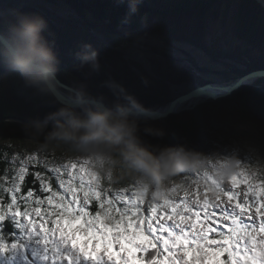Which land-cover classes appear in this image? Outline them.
Wrapping results in <instances>:
<instances>
[{"label": "rangeland", "instance_id": "1", "mask_svg": "<svg viewBox=\"0 0 264 264\" xmlns=\"http://www.w3.org/2000/svg\"><path fill=\"white\" fill-rule=\"evenodd\" d=\"M75 6L65 0H0V19L14 17L15 22L11 27L14 31L0 25V32L17 49L23 44L19 36L22 21H42L39 43L52 56L45 63L61 72L66 85L85 98L104 102L113 111L130 108L127 99L121 96L127 89L117 85L95 89L91 82H84L69 67L76 65L74 60L69 58L63 62V58L73 55L71 51L101 49L121 55L127 64L120 65L118 74L123 76L131 72L133 77L148 79L172 99L209 83L235 81L249 64L256 63L251 59L263 57L261 64L264 63V49L252 50L235 36L232 17L236 6L232 2L224 5L227 20L220 18L210 24L207 46L212 55L144 31L120 29L117 33H109L104 22L92 11L82 12L79 5ZM23 11L26 13L20 15ZM87 20L97 29L89 26ZM0 50L3 49L0 47ZM251 86L264 87V79ZM7 91L11 94L8 85ZM71 110L84 119L86 126L97 122L98 116L91 112L82 116L76 109ZM210 123L215 129H205L211 141L204 147L199 165L205 182L194 183L182 178L172 182L171 189L178 191L176 194L166 199L161 193L155 197L157 203L168 210L176 207L188 210L182 217L158 214L160 219L153 218L157 225L155 233L167 252L161 264H209L218 249L225 247L221 239L212 240L209 236L229 231V238L234 242H227V250L233 255V258L230 255V264H264L263 130L253 120L238 117H214ZM16 132L14 129L0 132V146L8 150L19 177L15 184H20L28 165L42 164L57 177L74 210L85 212L90 205L88 193H97L96 186L101 185L102 178L112 176L114 152L99 145H84L79 152L73 153L58 143L48 145L35 139H18ZM65 174L70 179H65ZM137 183L143 184L141 177L137 178ZM18 188L13 190L17 192ZM136 200L138 197L133 195L129 202ZM38 214L34 211L24 215V240L1 246L0 264H31L30 256H34L38 264H122L120 258L136 264L134 252L149 250V245L152 248L154 245L141 231V223L133 228L127 218L112 229L102 218L84 227L73 214L62 213L52 217L50 226L45 219L34 221ZM117 245L119 252H115ZM110 250L116 259H112ZM186 251L191 259L186 257Z\"/></svg>", "mask_w": 264, "mask_h": 264}, {"label": "trees", "instance_id": "2", "mask_svg": "<svg viewBox=\"0 0 264 264\" xmlns=\"http://www.w3.org/2000/svg\"><path fill=\"white\" fill-rule=\"evenodd\" d=\"M65 1L74 6L79 5L82 12L92 11L98 20L104 22V27L109 33H117L120 29L144 31L172 42L191 45L208 55H212L207 46L210 24L220 18L227 20L228 14L224 5L226 2H232L236 6L232 17L235 36L246 42L252 50L264 49V8L257 0ZM23 13L26 11L19 14ZM0 25L11 32L14 31L11 28L15 25L14 17L0 19ZM71 52L73 59L67 56L63 58V62H67L69 58L74 60L76 65L70 64L69 67L75 74L84 82H91L89 84L94 85L95 89L112 85L127 89L121 96L127 99L128 107L153 110L166 106L172 100L148 79L133 77L131 72L123 76L118 74L120 65L126 63L121 55L101 49L92 52ZM262 58L255 61L251 59L256 63L249 64L248 69L240 76L253 70L264 69ZM55 72L63 82L66 81L60 71ZM41 84V87H38L28 83V79L13 71L0 57V120L13 117L31 123L62 121L77 127L86 126L82 117L62 105L46 86ZM7 85L11 94L7 91ZM214 117L251 119L262 128L264 135V87L245 86L230 97L201 104L191 111L174 114L162 120H107L98 127L83 132L62 126L28 127L18 122H0V132L4 129H14L21 140L35 139L48 145L58 143L73 153L79 152L84 145H99L114 152L112 176L106 178L103 174L101 185L96 186L98 192L88 193L91 210L88 207L82 213L74 210L64 191L54 190L53 185L58 179L52 171L49 170L51 175L45 172L48 167L42 164L32 165L30 173L27 170L20 184H15L19 179L16 169L10 161L6 147L0 146V247L15 245L24 240V215L34 211L39 213L34 221L45 219L50 226L58 213L73 214L84 227L96 218H102L114 229L127 218L126 221L131 222L133 228L140 222L141 231L154 243V251L139 250L142 255L139 258L134 256L136 264H161L167 252L155 233L157 225L152 220L155 217L160 219L158 214L169 215L171 218L182 217L188 210L178 207L168 210L158 204L155 197L161 193L166 199L176 194L178 191L171 189L172 182H178L182 178L194 183L205 182L199 165L203 160H200L203 149L211 141L205 129H215L210 123ZM104 172L106 173L105 170ZM140 177L143 184L138 185L137 178ZM21 185L26 191V196H17ZM33 187L40 194H51L41 199L39 194L32 191ZM16 188L17 192L13 190ZM215 189L212 190L217 191ZM133 195L138 197V200L131 203L129 199ZM15 213L21 216H16ZM239 219L242 217L239 216ZM230 235V231L215 232L211 239H221V242L225 243L232 240ZM231 244H234L233 240ZM214 247L218 248L216 245ZM230 255L233 258L229 252V264ZM144 256H147V261ZM119 260L122 264H132L122 258ZM30 263L38 264L34 256H30Z\"/></svg>", "mask_w": 264, "mask_h": 264}, {"label": "water", "instance_id": "3", "mask_svg": "<svg viewBox=\"0 0 264 264\" xmlns=\"http://www.w3.org/2000/svg\"><path fill=\"white\" fill-rule=\"evenodd\" d=\"M257 2L264 8V3L261 0ZM89 26L93 29H97V26L86 21ZM96 27V28H95ZM0 47L1 49L15 51L17 50L15 46L10 42V40L0 32ZM28 79L27 77L23 76ZM264 79V69H258L250 71L242 76H239L235 81L228 83H209L200 87H197L186 94H183L175 99H172L166 106L159 109H141L136 107L125 108L119 111L113 112L104 102L95 99H88L83 97V95L66 85L53 71L51 73L50 83L44 84L46 89L54 95V97L64 106L75 110L76 107L83 105H91L95 109L100 111L97 118V122L93 125H88L85 127H77L70 125L61 121H51L45 124L31 123L18 118H5L0 120V122L10 121L18 122L20 124L26 125L28 127H38L44 125H60L73 131L83 132L89 129L98 127L103 121H113L122 119H136L144 121H157L166 119L171 115L179 114L185 111H191L201 104L207 102H216L220 99H224L232 96L235 92L240 90L245 86H251L253 82ZM68 92L75 94L77 98H70L71 95Z\"/></svg>", "mask_w": 264, "mask_h": 264}, {"label": "clouds", "instance_id": "4", "mask_svg": "<svg viewBox=\"0 0 264 264\" xmlns=\"http://www.w3.org/2000/svg\"><path fill=\"white\" fill-rule=\"evenodd\" d=\"M42 27V21H22L19 36L23 44L15 51L7 49L0 51V57L8 67L27 77L28 83L35 85L50 83L51 73L54 71L50 64L44 63L50 61L52 56L39 43Z\"/></svg>", "mask_w": 264, "mask_h": 264}, {"label": "snow or ice", "instance_id": "5", "mask_svg": "<svg viewBox=\"0 0 264 264\" xmlns=\"http://www.w3.org/2000/svg\"><path fill=\"white\" fill-rule=\"evenodd\" d=\"M31 167H32V165H28L29 173H30V168ZM45 172H47L49 175H51L49 169H45ZM26 178H27V176H25V180H26ZM64 178L65 179H70V177H68L67 174H65ZM34 179H35V177H34ZM53 188L56 191H61V192L63 191L62 189H60L58 181L55 183V185H53ZM32 191L34 193L39 194L41 199H43L44 196H47V195L51 194V193H42V194H40V193H38V190L36 188H34V187L32 188ZM21 195H25L26 196V191L23 188V185H21L20 193H17V196H21ZM109 195H111V193H109ZM19 202L20 201L18 200V203ZM88 207L91 210V205H89ZM21 211H23V205L21 207ZM145 214L147 215V210L145 211ZM209 239H211V236H209ZM157 247H158V245H157ZM189 248H191V245H189ZM149 250L150 251H154L155 249L152 248L151 245H149ZM115 252H119V245L116 246ZM101 255H103V253H101ZM110 255H112V259H116L117 258L114 254H112V250H110ZM134 255L137 258H139L142 255V253L140 251H135ZM185 255H186L187 258L191 259V256L189 255L188 251L185 252ZM228 257H229V252L227 250V242H225V247L222 248V249H218V252H217L216 256L213 257V259H211L209 261V264H229ZM144 259H145V261H147V256H144ZM157 259H159V258H157Z\"/></svg>", "mask_w": 264, "mask_h": 264}, {"label": "bare ground", "instance_id": "6", "mask_svg": "<svg viewBox=\"0 0 264 264\" xmlns=\"http://www.w3.org/2000/svg\"><path fill=\"white\" fill-rule=\"evenodd\" d=\"M263 3H264V0H261ZM253 83H255V82H253ZM252 83V84H253ZM70 98H73V97H70ZM77 98V97H76ZM75 98V99H76ZM79 113H84V114H86L87 112H91L93 115H95L96 117L97 116H99V114H100V111L99 110H96V109H94V107H92L91 105H88V106H86V105H83V106H80V107H76L75 108ZM113 111V110H112ZM113 112H115V111H113ZM81 115H83V114H81Z\"/></svg>", "mask_w": 264, "mask_h": 264}]
</instances>
